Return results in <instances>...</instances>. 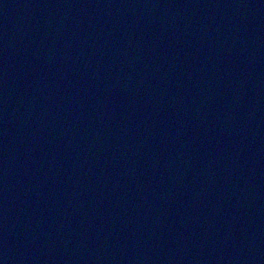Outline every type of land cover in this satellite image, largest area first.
Here are the masks:
<instances>
[{"label": "water", "instance_id": "95a60500", "mask_svg": "<svg viewBox=\"0 0 264 264\" xmlns=\"http://www.w3.org/2000/svg\"><path fill=\"white\" fill-rule=\"evenodd\" d=\"M0 264H264V0H0Z\"/></svg>", "mask_w": 264, "mask_h": 264}]
</instances>
